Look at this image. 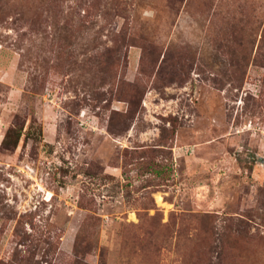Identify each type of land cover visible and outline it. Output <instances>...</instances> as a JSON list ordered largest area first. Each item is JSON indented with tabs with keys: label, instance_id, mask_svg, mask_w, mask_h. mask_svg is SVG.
<instances>
[{
	"label": "rangeland",
	"instance_id": "rangeland-1",
	"mask_svg": "<svg viewBox=\"0 0 264 264\" xmlns=\"http://www.w3.org/2000/svg\"><path fill=\"white\" fill-rule=\"evenodd\" d=\"M0 264H264V0H0Z\"/></svg>",
	"mask_w": 264,
	"mask_h": 264
},
{
	"label": "trees",
	"instance_id": "trees-1",
	"mask_svg": "<svg viewBox=\"0 0 264 264\" xmlns=\"http://www.w3.org/2000/svg\"><path fill=\"white\" fill-rule=\"evenodd\" d=\"M15 143V142H14Z\"/></svg>",
	"mask_w": 264,
	"mask_h": 264
}]
</instances>
